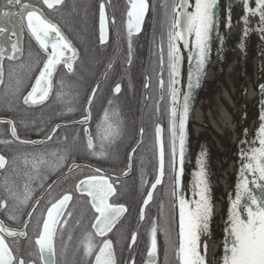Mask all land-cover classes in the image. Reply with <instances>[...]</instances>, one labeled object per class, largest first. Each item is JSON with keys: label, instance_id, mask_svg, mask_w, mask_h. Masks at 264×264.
Masks as SVG:
<instances>
[{"label": "snow or ice", "instance_id": "6c2138e0", "mask_svg": "<svg viewBox=\"0 0 264 264\" xmlns=\"http://www.w3.org/2000/svg\"><path fill=\"white\" fill-rule=\"evenodd\" d=\"M246 14L242 17L245 28L243 36L247 37L249 17L259 18L258 30L264 36V0H242ZM48 10L59 12L68 5V0H42ZM111 0H99L98 3V31L99 43L104 45L109 37V24H115L114 15L110 18L108 6ZM218 0H163L162 8L166 18V29L158 40L154 37L156 56V87L158 97L153 103L157 122L154 125V143L152 146L155 159L154 177L149 184L146 173L143 171L144 161H141V185L146 187V195L142 200L139 212L140 221L146 219V210L154 199L158 186H163L167 179L168 194L172 198L174 214L171 221L177 227V241L175 246L171 242V222L161 228L160 219L151 221L148 231L149 243L147 247L146 264H157L159 257L158 233L163 231L167 250L173 253L176 264H207L208 243L204 237L211 236V220L213 217V204L209 173L206 166L207 152L198 153L196 167L191 174L190 195L184 190V165L188 152L189 132L188 125L194 109V95L202 87L206 75L207 65L212 55L213 34L217 26ZM73 13L78 14V5H71ZM152 6L149 0H127L125 32L127 40L126 65L130 67L133 62V37L143 31V25ZM154 11V9H152ZM85 16L88 9H83ZM17 17L20 21L19 33L15 25L3 26L4 21ZM227 27L231 26V10L227 15ZM27 32L38 51L28 52V61L23 60L24 48L22 46L24 33ZM5 41L7 42L5 44ZM223 45V39L219 40ZM240 47L244 44L241 42ZM187 53L188 64L191 66L184 83V57ZM41 55L43 59H40ZM79 59L78 49L65 35L58 23L46 18L43 11L22 0H3L0 7V86L7 88L12 99L6 101L9 110L18 98L25 106L45 105L50 97L63 106L64 113L74 111V101L78 93H73V83L63 78L55 83L58 68L65 75H74L76 61ZM5 60L12 62L8 68V82L5 83ZM20 61V63H16ZM113 69V63L106 66L104 78ZM32 72L29 88L24 94L22 74ZM151 76L145 78V89L151 87ZM34 81V82H33ZM264 96V84L260 85ZM54 88L56 91L54 92ZM99 83L92 88L87 99L86 115L78 122L88 125L91 121V106L96 97ZM113 98L107 101L101 118L96 124L95 133L88 127L84 128V150L93 157L107 159L114 147L122 140L124 135L123 120L116 98L122 92V85L116 83ZM8 93H6V96ZM145 100L152 97L145 96ZM163 106V107H162ZM259 120L261 121L252 141L256 147L241 151L242 163L239 171L240 181L235 186L234 199L227 217L226 238L223 245V264H264V99L261 102ZM23 124L24 122L21 121ZM0 124L10 126V135L14 141L25 145H43L44 140H21L17 132L16 123L12 119H0ZM56 124L51 129L47 140H52L56 131L61 128ZM144 128L139 129L141 137L137 144L143 143ZM247 131L245 130V137ZM80 138L77 135L74 140ZM13 140H0V144H10ZM67 142L68 137H63ZM247 140H242V144ZM72 148L65 144L51 151L28 152L20 156H13L11 164L9 159L0 154V172L12 168L11 177L6 176L0 184L3 195H0V211H4L7 219L13 222L23 218L24 211L33 200L34 186L43 188V181L50 173L59 172L68 164L67 172L71 174L82 166L69 163L72 157ZM137 151L131 149L128 156L127 177L132 168V158ZM22 162L23 172L18 168ZM97 174L87 175L80 179L76 191L88 198L93 212L91 230L86 231L77 244L76 251L88 260L89 264H117L114 242L107 238L109 233L120 223L122 217L128 212L123 203L113 202L117 196V185L112 178L99 174L101 169L93 170ZM23 178L22 184L17 178ZM67 178V177H66ZM118 181L119 178L117 177ZM48 184L52 189L53 184ZM254 186V187H253ZM41 198L35 200L31 210L27 212V221L24 230L9 227L4 220H0V264H61L57 254V240L61 241L65 256L73 234L67 235L68 226L73 211L70 204L73 194L65 192L59 198L50 199L40 215L35 219L36 235L34 241H28L34 246V251L28 253L34 259L25 260L21 255L19 238H27L26 229L33 220V214L41 203ZM79 226V221H76ZM137 232L130 237L129 247L137 242ZM104 238L100 243L96 238ZM12 238V244L9 239ZM15 245V247H13ZM203 246V250H202ZM165 255L166 264L168 255ZM66 264V261H65ZM131 264H135L132 260Z\"/></svg>", "mask_w": 264, "mask_h": 264}, {"label": "flooded vegetation", "instance_id": "af4514ba", "mask_svg": "<svg viewBox=\"0 0 264 264\" xmlns=\"http://www.w3.org/2000/svg\"><path fill=\"white\" fill-rule=\"evenodd\" d=\"M0 7H3V0H0ZM38 9L42 10L41 8ZM109 17L111 18V16ZM46 18L48 17L46 16ZM111 24L112 23L110 22L108 41L104 45H101L98 39V17L97 21L94 22V25L96 26L95 31H83L80 25H77L75 31H73L74 40H71L69 38L72 41L73 46L77 48L79 52V59L75 64L76 71L74 75H65V72L61 68H58L57 74L58 82L60 78H63L66 82H70L75 85L72 91L73 93H78V95L76 96V99L74 101V111L72 113H64L63 106L60 105L52 97H50L49 101L45 105L31 107L23 105L17 98L12 105V110H9V106L6 101L12 99L11 94L7 88H5L4 86H0V118L12 119L15 121L17 132L21 140L32 141L34 139H44L45 141V144L37 146L21 144L19 141H14L11 137L10 126L0 124V140H13V142L10 144H0V154H3L6 158H8L9 163L11 164L13 156H20L28 152H38L45 150L51 151L58 147H64L65 144H67V146L72 148L73 150L72 157L70 158L69 163L74 162L76 164H83V166L80 168L83 170L77 169L71 174L67 172L68 164H65V166L59 172L50 173L47 176V178L43 181V188L34 186L33 200L30 203L29 207L25 209V212L30 211L31 206L35 202V200L42 197L41 203L36 210V217L40 215L41 211L45 208V205L50 199H55L52 197L54 193L64 194L65 192H71L73 194V201L70 204L71 208L72 204L75 201V196L79 195L75 188L76 183L87 175L97 174L93 171L94 169H101V173L99 174H104L109 178H112L114 183H116L117 185L118 194L113 198V202L123 203L128 208V212L125 214V216L122 218L113 232L109 233L107 237L111 238L114 242V234L116 235V238H121V230L118 229V227H120L121 223L126 219L130 210H133L134 212H137L139 214L140 208L142 206V200L146 195V193L144 192L139 193V185L141 183L140 175L142 170L141 161H144L143 171L146 173V179H148V181H152L155 174V159L151 153V149L148 150L144 145L143 147H141L142 143H140L137 147V144L141 139L140 135L136 143L129 141H120L114 147L109 158L107 159L93 157L84 150V128L88 127L93 131V133H95L96 124L101 118L104 109L108 107L107 101L113 98L112 90L116 83H120L122 85V92L119 94L116 100L123 120L124 134H128L130 130H134L139 133V129L141 127L138 128V124L140 123L138 119L149 117L156 120L157 116L154 111L153 103L158 97L159 93L156 87L157 68L156 56L154 55L155 47L153 49L147 48L145 50V40L137 39V37H139L143 31L139 35L134 36L133 62L132 65L128 67L125 63L127 59L126 32L111 31ZM12 25L16 26L19 33L20 21L17 17H13L10 21L3 22V26L11 27ZM26 40L28 45V52H37L38 46L35 44L34 40H32L29 34ZM141 41L142 43L139 44ZM137 42L138 45H136ZM6 43L7 42L5 41V44ZM40 59H43L42 55ZM109 62L113 63V69L108 72V77L107 79H105L104 73ZM4 63L5 83H7V71L12 62L5 60ZM16 63L18 64L20 62L17 61ZM32 76V72H25L22 74V78L24 80L22 91L24 92V94H26V92L30 90L29 81ZM148 76H151L152 78L151 87L145 89V78ZM97 83H99L100 88L97 90L96 97L93 100L91 106V121L88 125L80 124L78 122L86 115L85 108L87 107V99L91 94L92 88L95 87ZM6 93H8L7 96ZM145 96L152 97V100L146 101ZM16 118L20 120H16ZM21 121H23L24 123L22 124ZM56 124H61L62 126L56 131L52 140L49 141L47 140V136L51 134V129ZM77 135L80 138L78 141L74 140ZM65 136L68 137L67 142L63 140V137ZM133 147H136L137 151L132 158L131 171L129 172V175L127 177H121V175H123V173L127 171L128 156ZM11 175V167L8 168L6 172H0V184H2L6 176L11 177ZM77 177L79 178L77 179ZM117 177L119 178L118 181L116 180ZM18 179L19 178H17V182ZM53 181H55L56 183L53 184L52 189L49 190L47 186L48 184H52ZM67 181L73 182V188L71 191H66ZM69 187L70 186H68V189ZM3 194L4 193L2 189H0V195ZM155 194L156 193H154V196ZM79 196V203H82V201L86 202L85 199L88 200L86 196ZM57 198H59V196ZM153 201L148 206V209L152 205ZM87 202L89 204V201ZM152 208H154V205L152 206ZM155 208L158 207L156 206ZM27 218L28 217L26 215L21 222L22 224L13 222L7 219L4 211H0V220H4V222L12 228H22ZM129 224L130 223H127L128 226ZM34 229L36 232V228ZM26 231L28 233V236L27 238H19V246L21 248L24 247L25 252L29 253L33 251V247L29 246L27 242L29 237L28 228L26 229ZM131 234L129 235V237L127 236V238H125V240H127L128 246L130 244ZM8 239L10 244H12V238ZM34 239L35 236L33 237V241ZM100 239L102 240L104 238ZM135 245H132L129 248L132 249ZM13 247H15V245H13ZM124 250L125 248L122 249L120 256L116 254L117 264H131L132 260L135 261V264H138L137 254H135L134 256H128L123 252ZM146 252L147 249L144 255L145 264L147 261ZM76 258L78 257L75 256V259ZM160 258L161 256L159 253L157 264L159 263ZM58 259L60 260L61 264H65V261L66 264H88V260L82 256L76 259L74 263L70 260L68 254L65 256L64 251L58 256Z\"/></svg>", "mask_w": 264, "mask_h": 264}, {"label": "bare ground", "instance_id": "6f19581e", "mask_svg": "<svg viewBox=\"0 0 264 264\" xmlns=\"http://www.w3.org/2000/svg\"><path fill=\"white\" fill-rule=\"evenodd\" d=\"M221 1L216 31L213 34L212 55L207 65L202 87L194 95L193 114L189 120V140L186 163L184 165V190L190 195L191 174L196 167L198 153L207 152L206 166L209 173L213 217L211 236L207 240V264H223V245L226 238L227 217L234 199L235 186L240 167L239 157L245 144L242 141L233 146L240 136L242 126L240 119V96L235 93L233 77L245 66L248 52L257 50L261 44V34L255 31L248 40L243 36L245 24L242 17L246 14L242 0ZM231 10V26L227 27V15ZM251 17H249V24ZM256 25V24H255ZM255 29V28H254ZM251 36V37H250ZM223 39L221 46L219 40ZM243 42L244 47L240 44ZM188 60L185 53V61ZM230 93L232 99L227 100ZM256 95L249 93L245 103ZM257 97V96H256ZM262 99V93L260 95ZM256 100V98H255ZM197 106V107H196ZM199 108V109H198ZM209 109V110H207ZM245 139H254L253 128L246 124ZM240 147V150H239ZM247 148V147H246ZM203 250V246H202Z\"/></svg>", "mask_w": 264, "mask_h": 264}, {"label": "trees", "instance_id": "16d2710c", "mask_svg": "<svg viewBox=\"0 0 264 264\" xmlns=\"http://www.w3.org/2000/svg\"><path fill=\"white\" fill-rule=\"evenodd\" d=\"M23 3H30L36 8H41L44 12V14L53 22L58 23L62 29V31L65 33V35L70 38L71 40H74L73 31H75L77 25H80L83 31H95L96 26L94 25V22L97 21L98 17V3L99 0H68V5L61 9L59 12H55L52 10L46 9L41 0H22ZM150 5L152 6V9H150V12L146 18V21L144 23V28L142 34L137 37L138 40L144 39V45L145 50L147 48L153 49L155 47L154 44V37L156 40L159 39L161 34L166 29V18L164 16V9L162 8V2L163 0H149ZM75 3L78 5V14L73 13L71 9V5ZM85 6L88 9V14L85 16L83 9ZM126 8H127V2L126 0H111V4L108 6L109 10V16L115 17V24H111V31H125V22H126ZM27 37L28 33L25 32L23 36V48H24V56L23 60L25 62L28 61V45H27ZM136 39V38H134ZM142 41L139 43L141 44ZM138 45V42L136 43ZM143 45V44H142ZM148 55V54H147ZM20 62V61H18ZM147 64V63H146ZM55 83L58 84V74H56L55 77ZM56 89L54 88V92ZM153 119V118H152ZM149 117L138 119L140 122L138 124V128L143 127L144 128V136H143V145L148 150L151 149V153L153 155V143H154V125L156 123V120H152ZM16 120H20L16 118ZM139 139V133L134 130H130L128 134H124L121 141H129L136 143ZM154 157V155H153ZM18 168L23 172V165L22 162H18ZM83 170V169H80ZM79 177H77L78 179ZM23 178L22 176L18 179V184H22ZM151 181H149V184ZM68 186L69 189H68ZM66 191H71L73 188V182L67 181L66 182ZM147 188L142 186L141 183L139 185V193H146ZM63 192V191H61ZM154 196V201L152 205L149 207V209L146 211V219L144 221H140L139 214L137 212H134L133 210H130L129 214L127 215L126 219L121 223L120 227L118 229L121 230V238H116V235L114 234V243L116 248V254L120 256V253L123 248L125 250L123 251L128 256H134L137 254L138 258V264H145L144 255L145 251L147 249L148 243H149V237H148V231L151 225V221L157 217H161L160 219V225L161 228L167 226L168 222H171V242L172 245L175 246V243L177 241V227L175 221H171V216L174 214V210L172 208V198L168 194V187H167V179H165V183L163 186H160L157 188ZM63 193H54L52 196L53 198H57ZM80 196H75V201L71 206V210L73 211V216L71 217L68 226L65 228V240H67V235L69 233L73 234V240L69 242L68 251L69 253H72L74 256L79 255L76 251L77 244L79 240L83 237L84 233L86 231H90V225L93 221V212L88 204V200L86 202L79 203ZM154 205V208L152 206ZM158 208H155V207ZM27 215V212L24 211L23 218ZM23 218L20 221H17V223H21ZM35 219H36V213L33 214V220L28 226L29 230V237L28 241H33V237L36 235L35 232ZM76 221H79V226L76 225ZM127 223H130L129 226ZM22 224V223H21ZM136 231L138 233V242L136 245L130 249L127 243V236L133 232ZM158 241H159V253H160V261L158 264H166L165 261V255L167 247L165 245V236L163 231L158 233ZM96 242L100 243L101 239L96 238ZM20 247V246H19ZM33 251H34V246ZM64 251L63 245L61 241L57 240V254L58 256L62 254ZM18 255H21L25 258V260L34 259L35 257H30L28 253L25 252L24 247H20V252ZM168 255V262L167 264H176L173 253L170 250H167ZM39 263V262H38ZM89 264V262H88Z\"/></svg>", "mask_w": 264, "mask_h": 264}, {"label": "rangeland", "instance_id": "374dc122", "mask_svg": "<svg viewBox=\"0 0 264 264\" xmlns=\"http://www.w3.org/2000/svg\"><path fill=\"white\" fill-rule=\"evenodd\" d=\"M172 0H168V4L171 5ZM259 18L251 17V22L249 24V35H253L257 26L259 25ZM256 24V25H255ZM255 28V29H254ZM255 30V31H254ZM249 35H247L246 40H248ZM262 36V35H261ZM251 37V36H250ZM247 60L245 62V66L241 69L240 72L235 73L232 81L233 86H235L236 95L240 96V119L242 130L240 136L236 138L233 146L236 145L239 141L245 140L244 126L249 124L253 128V134H256L257 129L260 126L261 121L259 120L260 108L262 98L260 97V85L264 84V36L261 37V44L257 47V50L248 52ZM251 93L252 95H256L251 102L248 104L244 102L247 95ZM233 93H230L227 100L232 99ZM256 98V100H255ZM230 101V100H229ZM249 142V141H247ZM247 144V143H246ZM245 144V145H246ZM240 150V147H239ZM68 257L71 261L75 263L76 259L80 258V255H75L67 252Z\"/></svg>", "mask_w": 264, "mask_h": 264}, {"label": "water", "instance_id": "95a60500", "mask_svg": "<svg viewBox=\"0 0 264 264\" xmlns=\"http://www.w3.org/2000/svg\"><path fill=\"white\" fill-rule=\"evenodd\" d=\"M42 1V0H41ZM126 2H127V0H126ZM220 4H221V1H219L218 0V5H217V15H218V11H219V7H220ZM45 6V5H44ZM46 7V6H45ZM147 18V17H146ZM145 21H146V19H145ZM145 23V22H144ZM143 28H144V25H143ZM184 60H185V57H184ZM190 65L188 64V60L187 61H185V63H184V83L186 84V81H187V73H188V71H189V69H190ZM197 107V106H196ZM199 109V108H198ZM207 110H209V109H207ZM210 111V110H209ZM0 119H7V118H0ZM188 132H189V125H188ZM254 139H255V135H254ZM253 139V140H254ZM41 140H44V139H34V140H32V141H41ZM252 139L251 140H249V142H247V144L245 145V150L246 149H248V148H250V147H256L257 145L256 144H253L252 143V141H253ZM140 141V140H139ZM247 147V148H246ZM243 150H244V147H243ZM239 161H240V167H239V169H238V171H240V168H241V166H242V163H245L246 161H242L241 160V156L239 157ZM76 164V163H75ZM79 165H81V166H83V164H79ZM238 175H239V172H238ZM121 177H124L123 175H121ZM238 177H240V176H237V178ZM254 187V186H253ZM125 216V215H124ZM123 218V217H122ZM28 219V218H27ZM27 219H26V221H27ZM122 220V219H121ZM15 229H17V230H24V226L22 227V228H15Z\"/></svg>", "mask_w": 264, "mask_h": 264}]
</instances>
